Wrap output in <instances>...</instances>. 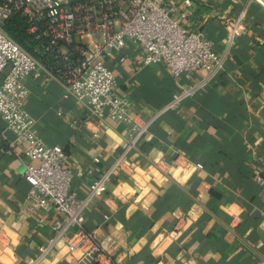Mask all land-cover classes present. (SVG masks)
<instances>
[{
  "label": "crops",
  "instance_id": "obj_1",
  "mask_svg": "<svg viewBox=\"0 0 264 264\" xmlns=\"http://www.w3.org/2000/svg\"><path fill=\"white\" fill-rule=\"evenodd\" d=\"M162 1L182 25L212 40L216 51L226 44L223 21L242 9L248 32L229 50L220 73L184 99L179 112L152 122L105 196L89 204L83 227L106 247L93 264H264L263 186L255 180L264 163V0ZM139 54L127 42L118 53L124 63L110 65L119 92L142 121L207 75H184L179 88L163 63L141 66ZM27 87L26 109L37 133L66 152L69 189L83 197L121 157L125 127L100 123L65 99L57 82L29 78ZM4 129L0 118V264H27L51 238L55 214L39 224V215L24 207L29 186L22 162L28 160L16 154L24 146L8 150ZM64 255L58 244L40 264H79Z\"/></svg>",
  "mask_w": 264,
  "mask_h": 264
},
{
  "label": "built area",
  "instance_id": "obj_2",
  "mask_svg": "<svg viewBox=\"0 0 264 264\" xmlns=\"http://www.w3.org/2000/svg\"><path fill=\"white\" fill-rule=\"evenodd\" d=\"M13 15L26 22V35L35 46L33 52L27 51L0 28V118L5 123L1 137L10 151L24 146L16 153L20 160H28L22 162L29 186L24 207L39 215V224L44 215L55 214L51 238L27 264H40L58 244L65 248V258L79 264L100 262L106 247L83 227L89 204L105 196L123 159L149 133L152 122L165 112H179L184 99L220 73L229 50L248 32L245 9L223 21L226 44L220 51L201 32L182 25L162 0H0L3 25ZM127 42L139 48L141 66L163 63L179 88L184 75L199 76L202 71L207 75L182 87L151 119L142 121L132 113L129 98L119 92L110 65L115 60L124 63L118 53ZM29 78L57 82L65 99L88 109L100 123L125 127L121 157L88 184L83 197L69 189L72 172L64 164L66 152L46 145L35 129L36 119L26 109ZM68 116L73 124L72 114ZM7 133L14 138L8 139ZM255 180L263 186L264 202V163Z\"/></svg>",
  "mask_w": 264,
  "mask_h": 264
},
{
  "label": "trees",
  "instance_id": "obj_3",
  "mask_svg": "<svg viewBox=\"0 0 264 264\" xmlns=\"http://www.w3.org/2000/svg\"><path fill=\"white\" fill-rule=\"evenodd\" d=\"M26 22L17 15L11 16L3 25L7 35L17 41L24 49L33 52L35 43L26 35Z\"/></svg>",
  "mask_w": 264,
  "mask_h": 264
},
{
  "label": "rangeland",
  "instance_id": "obj_4",
  "mask_svg": "<svg viewBox=\"0 0 264 264\" xmlns=\"http://www.w3.org/2000/svg\"><path fill=\"white\" fill-rule=\"evenodd\" d=\"M3 23L0 21V28L3 30Z\"/></svg>",
  "mask_w": 264,
  "mask_h": 264
}]
</instances>
